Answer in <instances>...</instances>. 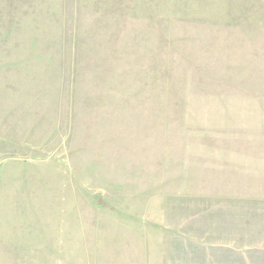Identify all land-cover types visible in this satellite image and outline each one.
Here are the masks:
<instances>
[{"label": "rangeland", "instance_id": "obj_1", "mask_svg": "<svg viewBox=\"0 0 264 264\" xmlns=\"http://www.w3.org/2000/svg\"><path fill=\"white\" fill-rule=\"evenodd\" d=\"M0 264H264V0H0Z\"/></svg>", "mask_w": 264, "mask_h": 264}]
</instances>
